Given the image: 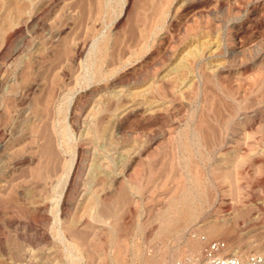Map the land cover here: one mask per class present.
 <instances>
[{"label": "rangeland", "instance_id": "obj_1", "mask_svg": "<svg viewBox=\"0 0 264 264\" xmlns=\"http://www.w3.org/2000/svg\"><path fill=\"white\" fill-rule=\"evenodd\" d=\"M180 1L0 0V264H167L198 237L264 264V76L223 48L263 0Z\"/></svg>", "mask_w": 264, "mask_h": 264}, {"label": "bare ground", "instance_id": "obj_2", "mask_svg": "<svg viewBox=\"0 0 264 264\" xmlns=\"http://www.w3.org/2000/svg\"><path fill=\"white\" fill-rule=\"evenodd\" d=\"M157 1H159V2H161V0H157ZM167 1V0H166ZM197 1V0H196ZM201 1V0H200ZM203 1V0H202ZM158 2V3H159ZM203 2H205V1H203ZM208 2V1H207ZM153 3V2H152ZM156 3V2H155ZM163 3H164V0H163ZM163 3H161L162 4V6H163ZM180 3H181V9H180V11H178L179 12V15L180 16H182L184 13H186L189 9L191 10V8H193L194 6H196L197 4H195L194 3V0H182V2L180 1ZM179 3V4H180ZM206 3V2H205ZM160 4V3H159ZM161 4H160V7H162L161 6ZM208 4V3H207ZM262 4L264 5V0L262 1ZM158 5V4H157ZM165 5V4H164ZM204 5V4H203ZM166 6V5H165ZM179 7V6H178ZM197 7V6H196ZM200 7V6H199ZM202 7V6H201ZM155 8V7H154ZM163 8V7H162ZM162 8L161 9H159L160 11H162ZM198 8V7H197ZM156 9V8H155ZM158 9V8H157ZM163 10H164V8H163ZM194 9H192L191 11H193ZM197 10V9H196ZM201 10V9H200ZM204 10H206L205 8H204ZM174 11H175V9H174ZM195 11V10H194ZM155 12H159V11H155ZM164 12V11H163ZM189 12V11H188ZM187 12V13H188ZM196 12H198V11H196ZM206 12V11H205ZM162 13V12H161ZM175 13V12H174ZM195 13V12H194ZM199 13H201V11H199L197 14L199 15ZM204 13V12H203ZM157 14V13H156ZM163 14H166V12H164ZM163 14H161V15H163ZM173 14V13H172ZM158 15H160V12H159V14ZM161 15H160V18H162L163 19V17L165 16H163V17H161ZM179 15H177V17L179 16ZM173 16H175V15H173ZM159 17V16H158ZM168 17V16H167ZM185 17H186V15H185ZM194 17V16H193ZM200 17H201V15H200ZM160 18H158V19H160ZM170 18V17H169ZM169 18H167V19H169ZM173 18L174 17H172V18H170V22L169 23H172L171 21L173 20ZM187 18V17H186ZM251 18H252V16H251ZM175 19V18H174ZM185 19V18H184ZM196 19H198V18H196ZM28 20H30V19H28ZM33 21V20H32ZM199 21V20H198ZM261 22H264V8L262 9V12H261V14H260V16H258V17H256V18H254V19H252L251 21H249V23H247V24H240V25H236V24H233L232 23V26H231V34L229 35V36H231L230 38V40L231 41H229V42H231L230 44H226V47H223L224 49H225V51L224 52H226L227 54H235V55H237V54H240V53H242L243 54V52L245 51L244 49L245 48H248V49H250V48H253V49H255V54L253 53V56H252V54L250 55V56H252L251 58H249V57H247V58H249V59H245V60H243V58L242 59H240L239 60V63H238V67H237V72H238V75H244L246 72H249L248 70H250L251 71V69L253 70V68H255V69H257V67H258V70H260V72L263 74V76H264V44L263 45H261L259 42H256V40H248L247 38H246V36H247V34L249 33V32H251L252 31V29H256V28H259V32L261 31L260 30V28L262 27V25H261ZM28 23V22H27ZM195 23H196V21H195ZM23 24V23H22ZM22 24H20V23H17V24H15L14 26H12L11 28H10V30L9 31H7L6 33H5V35H4V41H3V46H6L7 44H8V42L10 41V39L13 37V35L15 34V33H17V32H19L20 30H21V28H22ZM171 26V25H170ZM197 26H198V24H197ZM264 26V25H263ZM162 28V27H161ZM167 28V27H166ZM171 28V27H170ZM178 28H180V27H178ZM205 29V28H204ZM167 30V29H166ZM193 30V29H192ZM257 30V29H256ZM193 31H195V29L193 30ZM197 31V30H196ZM258 31V30H257ZM180 32V31H179ZM189 32V31H188ZM204 31H202V33H203ZM254 32V31H253ZM258 32V33H259ZM182 33V32H181ZM183 33H185V32H183ZM201 33V32H200ZM156 34V33H155ZM172 34V33H171ZM193 34V33H192ZM195 35H197L196 33H194ZM261 34H264V29L262 30V32H261ZM165 35V34H164ZM167 35V34H166ZM165 35V36H166ZM183 35V34H182ZM187 35V34H186ZM194 35V36H195ZM198 35H199V33H198ZM203 35V34H202ZM257 36H260V33L259 34H256ZM255 35V36H256ZM153 36V35H152ZM162 36H163V34H162ZM200 36V35H199ZM212 36V35H211ZM215 36V35H214ZM219 37V36H218ZM163 38L164 37H162L161 39L163 40ZM192 38V37H191ZM198 38V37H197ZM159 39V38H158ZM221 39V38H220ZM257 39V38H256ZM208 40L209 39H207V38H205L204 37V35L201 37V38H199L198 39V41H197V43H198V46L196 45V43H195V45L198 47H194V49L192 50V52L191 53H189L190 52V50L192 49L190 46V50H189V52H188V54H192L194 57H199V56H203L204 54H206V52H208L207 50L209 49V52H210V50H211V52L210 53H213V52H215V50L217 49V48H215V49H213L212 50V46L213 45H211V43H209L210 42V40H209V42H208ZM160 41V40H159ZM221 41V40H220ZM264 41V40H263ZM157 42H158V40H157ZM160 42H162V41H160ZM171 42V41H170ZM181 42H183V41H181ZM212 42V41H211ZM156 43V42H155ZM164 43V42H163ZM160 44V43H159ZM194 44V43H193ZM213 44H214V42H213ZM157 45V44H156ZM194 45V46H195ZM210 45H211V47H210ZM153 46V45H152ZM155 46V45H154ZM160 46V45H159ZM163 46V45H162ZM192 46V45H191ZM216 46V45H215ZM214 46V47H215ZM247 46H249V47H247ZM158 47V46H157ZM164 47H167V46H164ZM193 47V46H192ZM210 47V48H209ZM144 48V47H143ZM148 48V47H147ZM159 48V47H158ZM157 48V49H158ZM168 48V47H167ZM167 48H165V49H167ZM156 49V48H155ZM164 49V50H165ZM248 49H246V50H248ZM161 50V49H160ZM187 50V49H186ZM244 50V51H243ZM166 51H169V50H166ZM188 51V50H187ZM243 51V52H242ZM252 51H254V50H252ZM165 52V51H164ZM246 52V51H245ZM171 53V52H170ZM186 53V52H185ZM10 54V53H9ZM165 54H167L166 52H165ZM168 54H169V52H168ZM187 54V53H186ZM11 55V54H10ZM191 55V56H192ZM208 55H210V54H208ZM215 55V54H214ZM249 55V54H248ZM166 56V55H165ZM189 56V55H188ZM190 56V57H191ZM182 57V56H181ZM189 57V58H190ZM244 57V56H243ZM8 58V57H7ZM168 58V57H167ZM193 58V57H192ZM201 58V57H200ZM206 58V57H205ZM232 58V57H231ZM238 59V58H237ZM192 60H194V59H192ZM236 60V59H235ZM200 61V60H199ZM237 63V62H236ZM235 65V64H234ZM178 66V65H177ZM235 70V71H236ZM257 70V71H258ZM236 72V73H237ZM253 72V71H252ZM259 72V71H258ZM259 74V73H258ZM226 75V74H225ZM236 76V75H235ZM244 76H246V74L244 75ZM135 77V76H134ZM231 77V76H230ZM161 78V77H160ZM240 78V77H239ZM244 78V77H243ZM238 79V78H237ZM236 79V80H237ZM241 79H242V77H241ZM223 80V79H222ZM228 80V79H227ZM240 80V79H239ZM244 80V79H243ZM243 80H241V81H243ZM225 82V81H224ZM237 82V81H236ZM163 83V82H162ZM160 84V83H159ZM253 84V83H252ZM251 84V85H252ZM163 85H165V84H163ZM163 85H161L160 84V88H162L161 86H163ZM224 85V84H223ZM226 85V84H225ZM243 85V84H242ZM159 86V85H158ZM154 87H157V85L156 86H154ZM153 87V88H154ZM229 87H230V85H229ZM238 87V86H237ZM158 88V87H157ZM222 88H223V86H222ZM242 88V87H241ZM249 88V87H248ZM163 89V88H162ZM164 89H166L165 87H164ZM238 89V88H237ZM159 90H161V89H159ZM235 90V89H234ZM163 91H166V90H163ZM244 91V90H243ZM246 92V91H245ZM229 94H230V92H228ZM227 93V94H228ZM233 93V92H232ZM239 94V93H238ZM262 94V93H261ZM231 99V98H230ZM226 103V102H225ZM170 104V103H169ZM178 104H180V103H178ZM237 104V103H236ZM245 104V103H244ZM262 104V103H261ZM177 105V104H176ZM238 105H240V104H238ZM182 106V105H181ZM227 106V105H226ZM246 106V105H245ZM259 106V105H258ZM175 107V106H174ZM178 107V106H177ZM228 107V106H227ZM240 108V107H239ZM244 108H246V107H244ZM247 108H249V107H247ZM166 109V108H165ZM235 109V108H234ZM256 109V108H255ZM245 109H243V111H244ZM249 110V109H248ZM149 111V110H148ZM256 111V110H255ZM152 112V111H151ZM238 113V112H237ZM255 113V112H254ZM147 114V113H146ZM225 114V113H224ZM151 115V114H150ZM245 115V114H244ZM249 115V114H248ZM254 115V114H253ZM227 116V115H226ZM236 117V116H235ZM232 118V117H231ZM245 119V118H244ZM228 121H229V118H228ZM228 121H225V122H228ZM250 121V120H249ZM253 121V120H252ZM230 122V121H229ZM245 122V121H244ZM247 122V121H246ZM226 124V123H225ZM230 125V124H229ZM246 126V125H245ZM242 127V126H241ZM228 130V129H227ZM239 130V129H238ZM242 130V129H241ZM147 132V131H146ZM153 132V131H152ZM156 134V133H155ZM226 134V133H225ZM1 136V135H0ZM157 136V135H156ZM154 139V138H153ZM224 143V142H223ZM241 143V142H240ZM223 147V146H222ZM234 148V147H233ZM230 149V148H229ZM140 152V151H139ZM226 153V152H225ZM232 157V156H231ZM222 159V158H221ZM222 162V161H221ZM238 164V163H237ZM78 165H79V162H77V165H76V168H78ZM225 168V167H224ZM235 168H236V166H235ZM230 172V171H229ZM227 174V173H226ZM227 175H229V174H227ZM228 178V177H227ZM74 181V180H73ZM229 187V186H228ZM227 188V187H226ZM69 193V189L67 190V192H66V195L64 196L65 197V199L67 198V194ZM120 194H122V193H120ZM127 196V195H126ZM120 197V196H119ZM122 198V197H121ZM67 200H68V198H67ZM223 205V204H222ZM186 210V209H185ZM184 210V211H185ZM227 210V209H226ZM176 211L180 214L181 212H182V209L181 210H179V209H176ZM175 210H174V213H176L177 214V212H176ZM183 211V212H184ZM163 212V214H162V216H167V212L164 210V211H162ZM186 212H187V210H186ZM182 214V213H181ZM183 215V214H182ZM178 216V215H177ZM181 216V215H180ZM106 226V225H105ZM108 226V225H107ZM23 227V226H22ZM44 230V229H43ZM21 231V230H20ZM224 231H225V228L223 227V224L222 223H215V225H214V229L211 231V234H213V235H223L224 234ZM120 232V231H119ZM23 234V233H22ZM28 242L29 243H31V244H41V243H44V244H46L47 245V250H54L53 249V247H54V242H51L50 240H49V237L47 236V234L45 233V232H42L40 235H36L35 237L34 236H29L28 237ZM125 241V240H124ZM120 242V241H119ZM203 242L204 241H202V240H200V238L198 237V238H196V239H194V240H192L191 242H190V250H189V256L188 257H190V258H197V257H200L201 255H203ZM122 243V242H121ZM29 245V244H28ZM56 246V245H55ZM117 246V249H121L120 247L122 246H120V244H118V245H116ZM205 246V245H204ZM115 247V246H114ZM126 247V246H125ZM123 248V247H122ZM205 248V247H204ZM32 250H34V249H32ZM114 250V249H113ZM46 251V250H45ZM119 251V250H118ZM118 251H116V253H119ZM205 251V250H204ZM32 252H34V251H32ZM125 252V251H124ZM31 253V252H30ZM29 253V254H30ZM116 253H115V255H116ZM108 254V253H107ZM120 254V253H119ZM109 255V254H108ZM114 255V256H115ZM118 255V254H117ZM126 256V255H125ZM49 257V256H48ZM113 257V256H112ZM175 256H171V258L169 259V261L168 262H172V261H174L175 260V258H174ZM124 258V257H123ZM48 259V258H47ZM113 259V258H112ZM108 260V259H107ZM127 260H128V258H127ZM177 260V259H176ZM147 264H159V261H160V258L159 257H154V256H149V258L147 259ZM53 263V262H52ZM56 263V262H55ZM113 263V262H112ZM115 263V262H114ZM57 264V263H56ZM59 264V263H58ZM120 264V263H119ZM122 264V263H121Z\"/></svg>", "mask_w": 264, "mask_h": 264}, {"label": "built area", "instance_id": "obj_3", "mask_svg": "<svg viewBox=\"0 0 264 264\" xmlns=\"http://www.w3.org/2000/svg\"><path fill=\"white\" fill-rule=\"evenodd\" d=\"M221 248L219 243L210 244L203 253V256L197 259H183L167 264H257L259 258L256 256H251L250 258L242 261L236 256H222L217 254L218 250Z\"/></svg>", "mask_w": 264, "mask_h": 264}]
</instances>
